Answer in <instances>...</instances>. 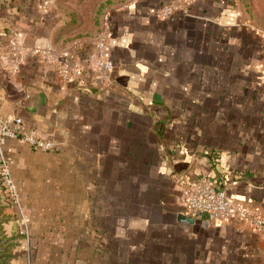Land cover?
<instances>
[{"label":"crops","instance_id":"crops-1","mask_svg":"<svg viewBox=\"0 0 264 264\" xmlns=\"http://www.w3.org/2000/svg\"><path fill=\"white\" fill-rule=\"evenodd\" d=\"M104 1L0 0V120L59 144L6 142L31 230L28 249L15 207H0L6 264H264L258 232L186 214L181 183L210 177L264 214V3L254 21L240 0H108L99 13ZM167 3L180 6L162 17ZM12 37L67 55L10 58Z\"/></svg>","mask_w":264,"mask_h":264},{"label":"built area","instance_id":"built-area-1","mask_svg":"<svg viewBox=\"0 0 264 264\" xmlns=\"http://www.w3.org/2000/svg\"><path fill=\"white\" fill-rule=\"evenodd\" d=\"M180 2H192V0H180ZM179 6L180 4L177 3H167L161 9V16H170ZM95 48V70L107 77L113 69V62L109 59V35L106 31H101L96 37ZM39 53L45 58L56 60L67 55L65 50L56 53L52 48L27 47L17 37H12L9 41L7 56L10 58L18 57L23 60L28 56H36ZM59 61L63 79L72 82L73 74L69 72L68 62L66 60ZM9 138L16 139L20 143L41 151H55L59 144L52 139L40 137L35 130L26 131L21 117L0 120V182L4 188L6 199L16 209L18 233L25 237L27 248L30 249L31 230L29 218L12 173V160L5 149ZM181 183H183L182 202L186 214L192 217L204 216L213 222H242L258 232L264 240V214L258 209L234 201L223 184L207 176Z\"/></svg>","mask_w":264,"mask_h":264},{"label":"trees","instance_id":"trees-1","mask_svg":"<svg viewBox=\"0 0 264 264\" xmlns=\"http://www.w3.org/2000/svg\"><path fill=\"white\" fill-rule=\"evenodd\" d=\"M240 1L242 2V5L244 6L245 11L247 12L248 17H249L250 20L256 21V18H259L260 19V17H258L257 12H255L254 0H240ZM108 3H109V1L107 0V1L102 2L99 5V13L102 12V10L104 9V7ZM261 19H264V15L262 16ZM209 156L212 159V163L215 165L218 162V157H219L218 152L212 150V151H210ZM7 258H8V254L5 253V258H4L3 261L0 262V264H6Z\"/></svg>","mask_w":264,"mask_h":264},{"label":"water","instance_id":"water-1","mask_svg":"<svg viewBox=\"0 0 264 264\" xmlns=\"http://www.w3.org/2000/svg\"><path fill=\"white\" fill-rule=\"evenodd\" d=\"M3 186L1 185L0 182V207H6L9 206L10 203H8L6 201V196L3 190ZM4 217H0V223H2L4 221ZM7 242V239L3 237L1 230H0V261H3L5 258V246H3L2 244H5Z\"/></svg>","mask_w":264,"mask_h":264},{"label":"flooded vegetation","instance_id":"flooded-vegetation-1","mask_svg":"<svg viewBox=\"0 0 264 264\" xmlns=\"http://www.w3.org/2000/svg\"><path fill=\"white\" fill-rule=\"evenodd\" d=\"M6 201L9 203V201L6 199ZM0 230H1V223H0ZM4 246V244H2ZM5 254V253H4ZM1 262V261H0Z\"/></svg>","mask_w":264,"mask_h":264},{"label":"rangeland","instance_id":"rangeland-1","mask_svg":"<svg viewBox=\"0 0 264 264\" xmlns=\"http://www.w3.org/2000/svg\"><path fill=\"white\" fill-rule=\"evenodd\" d=\"M260 1H262L264 3V0H260Z\"/></svg>","mask_w":264,"mask_h":264}]
</instances>
